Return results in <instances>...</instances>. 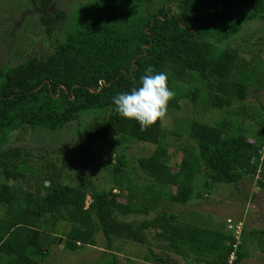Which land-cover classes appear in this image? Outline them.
Returning <instances> with one entry per match:
<instances>
[{"label":"trees","instance_id":"16d2710c","mask_svg":"<svg viewBox=\"0 0 264 264\" xmlns=\"http://www.w3.org/2000/svg\"><path fill=\"white\" fill-rule=\"evenodd\" d=\"M31 1L48 13L42 21L54 48L0 67V264H42L62 237L64 248L76 252L96 246L98 233L106 241L97 264H123L120 255L129 242L148 249L149 264H176L171 252L197 264H239L248 240L264 249V230L247 239L243 227L239 235L236 228H206L158 211L163 201L187 205L205 194H196L199 187L211 191L246 176L259 177L264 187V120H258V143L224 117L214 125L177 121L172 135L186 143L177 145L183 157L173 167L162 121L141 131L113 104L117 94L138 87L151 66L167 74L175 93L168 109L184 99L197 110L239 117V103L248 98L257 73L229 42L244 25L264 18V0H164L156 12L148 4L157 0H77L53 13L54 0ZM93 112L109 114L70 139L77 183L52 174L40 180L37 193L25 189L26 174L36 172L28 164L31 153L2 149L12 134L24 127L58 132ZM130 142L154 146L150 156L137 159L148 183L133 180L136 171L124 154L108 168L111 188H97L87 171L89 157ZM152 232L168 255L152 249Z\"/></svg>","mask_w":264,"mask_h":264},{"label":"rangeland","instance_id":"374dc122","mask_svg":"<svg viewBox=\"0 0 264 264\" xmlns=\"http://www.w3.org/2000/svg\"><path fill=\"white\" fill-rule=\"evenodd\" d=\"M79 1V0H78ZM87 1V0H85ZM164 0L152 1L148 4L151 12H156L161 2ZM77 0H54L50 5L49 12L59 10L64 5H70ZM176 5L175 3H172ZM174 9L177 10L176 6ZM48 14V13H47ZM31 0H0V67L4 68L12 64H19L25 61L28 54L42 56L53 51V41L47 31V26L42 21V16L47 15ZM60 35L59 32L56 33ZM231 49H238L241 58L256 71L257 80L249 90V96L244 102H240V116L231 117L229 113L212 111L199 107L194 109L193 104L187 100L178 102L179 108L168 109L166 118L162 121V127L166 133L167 141L172 145L170 149L171 165L180 162L183 157L182 152H178L177 145L186 143L185 138L177 142L173 135V129L179 120L191 121L200 120L207 124H217L223 117L237 127H241L244 134L250 137L253 143L260 142L256 137L259 128V118L264 120V18L244 25L242 31L234 36L229 42ZM222 46V45H221ZM186 87V85H184ZM236 109V110H237ZM237 110V111H238ZM106 115L95 112L81 116L79 121L71 122L58 132L45 131L42 129H31L24 127L16 131L11 136L10 144L2 149L18 147L23 153H31L28 162L31 169L36 172L33 176L27 173L25 178L28 183L24 186L30 192L37 193L38 184L42 178H48L55 174L58 181L65 184H75L78 181V173L71 161L75 159L70 148L72 139L82 127L89 125ZM116 152L109 153L103 151L97 153L88 160V174L95 181L99 189H109L110 175L108 168L116 162L117 155H124L136 172L132 174L134 181L144 186L146 183L145 174L138 167L137 159L148 157L154 151V146L130 142L124 147L116 145ZM118 152V153H117ZM264 153V149H263ZM62 170V176L58 170ZM138 177H142L139 178ZM201 179V178H200ZM259 177L251 178L246 176L236 184L218 185L211 191H200L198 188L195 196L187 205H172L162 202L158 208L160 212L176 213L179 220L183 222H194L200 226L211 229L237 230L240 235L241 228L244 237L250 238L252 231L264 230V187L259 183ZM201 180L199 181V185ZM22 187V183L20 184ZM91 201L88 197L87 204ZM157 211V212H158ZM156 214V213H154ZM61 224L59 223L58 226ZM70 225L64 229L70 230ZM154 233H149L148 239L152 244V249L157 254L168 255V250L160 245L161 242L155 240ZM65 237L59 241L58 245L51 248L50 257L42 264H97L102 258L105 249V238L101 233L96 236V246L80 247L76 252L65 249ZM245 257L239 264H264V249L257 241L248 240L243 248ZM148 254V249L142 245L125 243L120 255L123 264H149L144 261V256ZM176 264H197L195 261L186 260L182 256L170 253ZM234 258V257H233Z\"/></svg>","mask_w":264,"mask_h":264},{"label":"clouds","instance_id":"9594fccd","mask_svg":"<svg viewBox=\"0 0 264 264\" xmlns=\"http://www.w3.org/2000/svg\"><path fill=\"white\" fill-rule=\"evenodd\" d=\"M174 95L168 87L167 74L154 73V69L149 66L140 77L139 86L117 94L113 104L120 117L136 121L140 130L145 131L166 118L168 104Z\"/></svg>","mask_w":264,"mask_h":264}]
</instances>
